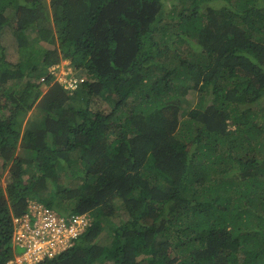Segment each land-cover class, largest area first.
<instances>
[{
    "label": "trees",
    "instance_id": "1",
    "mask_svg": "<svg viewBox=\"0 0 264 264\" xmlns=\"http://www.w3.org/2000/svg\"><path fill=\"white\" fill-rule=\"evenodd\" d=\"M1 90L0 264L32 198L94 217L37 264H264V0H0Z\"/></svg>",
    "mask_w": 264,
    "mask_h": 264
},
{
    "label": "rangeland",
    "instance_id": "2",
    "mask_svg": "<svg viewBox=\"0 0 264 264\" xmlns=\"http://www.w3.org/2000/svg\"><path fill=\"white\" fill-rule=\"evenodd\" d=\"M6 30L7 31H5L3 38H2V41H3L4 45L9 48V58H12L15 60L17 57L16 52H17V48H18L17 39H16L14 33L12 32L13 30L11 27H7ZM39 43L42 46L47 47V45L45 43H41V42H39ZM60 63L62 66L61 70H60L61 73L62 72H64V73L68 72L66 68L69 65V62L67 60H62V61H60ZM58 73L59 72L56 73L57 76L59 75ZM79 73L81 74V72H79ZM75 75H76V72H75ZM41 90L43 93H45L47 88L44 85H42ZM0 93H2V90L0 91ZM188 97L191 101L195 102L198 99V94H194V95L189 94ZM0 100H2V102H5L7 100L6 96L0 95ZM5 103H7V102H5ZM2 110L9 112V107H6V108L4 107V108H2ZM35 113H36V109H33L30 113H28L27 117L29 118L31 115H35ZM7 173L8 172H5V174H7ZM4 182H5V179H4ZM29 203L31 205L30 210H29V213L31 215V221H30V224H28V226H27V224L25 225V229H27L28 227H32L34 225L37 217L44 210V207L39 205V204H43V203L41 201L37 200V198L29 199ZM86 214L91 215L90 216L91 220L94 221L93 214H90V213H86ZM81 219L84 222L86 220H89V217H84ZM64 220L67 223H70L66 219H64ZM70 226L72 228V237L70 240H68L66 236H62V237L57 236V235H60V231L58 230V227H55L54 229L47 228L42 232L41 236L48 242V244H46L44 246L43 250L46 252L49 251V253H50L49 257L53 256L52 254L55 252L59 253L58 251H60L65 246V244L67 242H68L67 247L77 245L80 242L79 237H78L79 235L77 236V233L79 230V224H77V221H76L74 223V225H72L70 223ZM112 231H109V232L106 231L104 233H105V235H107L108 233H110ZM104 233L100 236L99 241H105L106 236L104 235ZM48 235H52L53 237L51 239H49ZM25 241L27 242V244H29V242H30L29 238H27ZM41 259H43V258H38V256L35 257V255H33L31 251L28 252V251H26V249H24L23 251L15 250L14 256L6 264H37V262L40 261Z\"/></svg>",
    "mask_w": 264,
    "mask_h": 264
},
{
    "label": "clouds",
    "instance_id": "3",
    "mask_svg": "<svg viewBox=\"0 0 264 264\" xmlns=\"http://www.w3.org/2000/svg\"><path fill=\"white\" fill-rule=\"evenodd\" d=\"M61 67H62L61 66V63H59L58 65L52 66L51 69L52 68H55L56 69V73L59 72L58 73L59 74L58 76L56 74H54V75L57 76V78L60 81L58 83L66 90V92L73 94L76 91V89L67 88L66 87V83H64L62 81V79H61V76H62V73L60 71L61 70ZM66 69L67 70H71V73L74 72V69L71 67L70 64L67 66ZM84 77L85 76L82 75L81 78L84 80ZM41 80H42L41 81L42 82V85H44L46 88H48V85L45 82V77L44 76H43V78ZM39 205H41L42 207H44V209L51 210L54 213V215L56 217L55 227H58L60 229L59 230L60 231V235H57L58 237L66 236L68 240L71 239V237H72V228L70 226V223L72 225H74V223L76 221H82V224H81V226H80V228L78 230V233H77V236L79 235L78 236L79 238L81 237V234H83L87 230V228H89V227H91L93 225V221L91 220V217H90L91 215H89V214H86V213H76V214L69 213V214H66V215L65 214L61 215L57 210H55V209H53V208L45 205L44 203L43 204H39ZM30 207H31V205H30L29 200H28V212L24 213L21 216H15L14 217L13 246H14V248H16V247L22 248V250H20V251H23L24 249H26V251H28V244H27V242L25 240L27 238H29V240L32 241L33 240V234L31 232L32 229H34L35 227H39V225L41 224V221L36 219L35 220V223H34V225L32 227H28L27 229H25V225L27 224V226H28V224H30V221H31V215L29 213ZM84 217H89V220H86V221L83 222V220L81 218H84ZM63 218L66 219L70 223H67ZM43 225H44V223H43ZM20 233H24L25 236H23V238H20L19 237ZM52 237H53L52 235H48V238L49 239H51ZM67 245H68V242L60 250L61 252L60 251H58V252L59 253H62V251L73 247V246H68L67 247ZM15 250H17V249H15ZM59 253L55 252V253L52 254L53 256H51V257H54V255L59 254ZM46 256H50L49 251H47L45 254H43L41 256H38V258H43L44 259ZM43 259H41V260H43Z\"/></svg>",
    "mask_w": 264,
    "mask_h": 264
},
{
    "label": "built area",
    "instance_id": "4",
    "mask_svg": "<svg viewBox=\"0 0 264 264\" xmlns=\"http://www.w3.org/2000/svg\"><path fill=\"white\" fill-rule=\"evenodd\" d=\"M52 70L53 73L56 74V69L53 68ZM67 71L68 72L66 73L62 72V76H61L62 81L66 83L67 88L77 89L78 81L79 80L83 81V79L68 77V75L71 74V70H67ZM37 220H40L41 224L39 225V227H35L34 229H32L31 232L33 234V240L30 241L28 244V251L31 250L32 254L35 255V257L41 256L46 253L43 249L44 246L48 244V242L41 236V234L47 228L54 229L56 217L51 210L44 209L43 212L37 217ZM77 224H79V228H80L82 221H77ZM58 230L60 229L58 228ZM23 236H25V234L20 233L19 237L23 238Z\"/></svg>",
    "mask_w": 264,
    "mask_h": 264
}]
</instances>
